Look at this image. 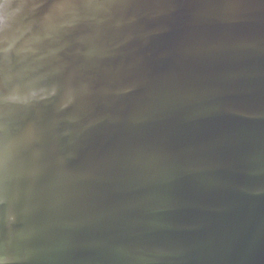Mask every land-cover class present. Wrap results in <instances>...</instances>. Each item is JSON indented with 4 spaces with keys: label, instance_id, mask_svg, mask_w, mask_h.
I'll return each mask as SVG.
<instances>
[{
    "label": "water",
    "instance_id": "water-1",
    "mask_svg": "<svg viewBox=\"0 0 264 264\" xmlns=\"http://www.w3.org/2000/svg\"><path fill=\"white\" fill-rule=\"evenodd\" d=\"M0 264H264V0H0Z\"/></svg>",
    "mask_w": 264,
    "mask_h": 264
}]
</instances>
